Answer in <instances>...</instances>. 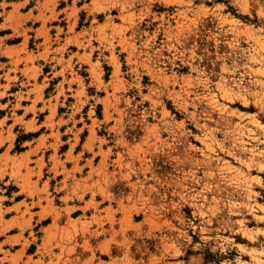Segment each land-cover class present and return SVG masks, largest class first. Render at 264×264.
Here are the masks:
<instances>
[{"label":"rangeland","instance_id":"1","mask_svg":"<svg viewBox=\"0 0 264 264\" xmlns=\"http://www.w3.org/2000/svg\"><path fill=\"white\" fill-rule=\"evenodd\" d=\"M80 2L0 75V264H264V0Z\"/></svg>","mask_w":264,"mask_h":264},{"label":"crops","instance_id":"2","mask_svg":"<svg viewBox=\"0 0 264 264\" xmlns=\"http://www.w3.org/2000/svg\"><path fill=\"white\" fill-rule=\"evenodd\" d=\"M81 0H0V75L14 76L27 82L34 80L35 62L25 64L19 60V49L27 46L31 38L44 42L46 34L51 38L58 35L61 29L65 39L66 29L57 20L64 19L67 14H81L84 6ZM55 29L54 32L51 31ZM56 46L55 48H58ZM25 61V62H24ZM26 68L30 71L24 73ZM31 80V81H30Z\"/></svg>","mask_w":264,"mask_h":264}]
</instances>
